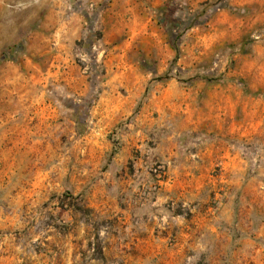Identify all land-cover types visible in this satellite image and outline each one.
<instances>
[{"label": "rangeland", "instance_id": "374dc122", "mask_svg": "<svg viewBox=\"0 0 264 264\" xmlns=\"http://www.w3.org/2000/svg\"><path fill=\"white\" fill-rule=\"evenodd\" d=\"M0 264H264V0H0Z\"/></svg>", "mask_w": 264, "mask_h": 264}, {"label": "trees", "instance_id": "16d2710c", "mask_svg": "<svg viewBox=\"0 0 264 264\" xmlns=\"http://www.w3.org/2000/svg\"><path fill=\"white\" fill-rule=\"evenodd\" d=\"M174 49H175V51H177V50H178V48H177V46H176V45H174Z\"/></svg>", "mask_w": 264, "mask_h": 264}]
</instances>
